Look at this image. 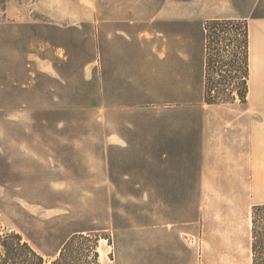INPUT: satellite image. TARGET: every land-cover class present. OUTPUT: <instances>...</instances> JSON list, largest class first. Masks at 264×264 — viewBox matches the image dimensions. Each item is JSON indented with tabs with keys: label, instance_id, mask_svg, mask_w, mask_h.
Returning a JSON list of instances; mask_svg holds the SVG:
<instances>
[{
	"label": "rangeland",
	"instance_id": "obj_1",
	"mask_svg": "<svg viewBox=\"0 0 264 264\" xmlns=\"http://www.w3.org/2000/svg\"><path fill=\"white\" fill-rule=\"evenodd\" d=\"M172 5L0 0V222L42 264H251L264 89L250 72L244 100L234 86L208 104L195 24L173 67L110 23ZM133 52L150 65L133 70ZM225 70H206L212 95Z\"/></svg>",
	"mask_w": 264,
	"mask_h": 264
},
{
	"label": "crops",
	"instance_id": "obj_2",
	"mask_svg": "<svg viewBox=\"0 0 264 264\" xmlns=\"http://www.w3.org/2000/svg\"><path fill=\"white\" fill-rule=\"evenodd\" d=\"M180 1L174 0V5L172 6L159 7L153 13V17L149 15V12L141 10L142 16H144L141 19H122L117 17V19L112 20L110 23H117L119 25L117 29L124 27L126 39L129 42L137 41V43H132L134 46L137 44V47L140 45H154L168 48L166 54L168 58L173 60V63H170V65L174 67L175 60L182 54L181 48L194 46L195 44V38L193 39L192 37L189 23L195 24L198 28L202 48L204 44L202 43L203 34L201 33V28H203V23L206 20L245 19L248 22L249 30L251 77L253 75L256 86L260 85L264 89V0H190L187 6L180 5ZM140 57L134 52L131 55L130 59L133 70L136 67L138 68V63L142 65L148 63L150 65L148 58L144 56ZM258 66L261 68L260 75L257 72ZM171 69L175 70V68ZM129 87L132 88V85L129 84ZM168 93L181 94V91L172 89ZM138 94L144 95L146 92L140 91ZM237 145L232 144L230 146L228 144L229 149L226 147L227 151L233 153L239 152L240 148ZM231 156L234 157V155L228 154V157ZM228 170H246V168H228ZM191 218H193L192 213H190L189 219Z\"/></svg>",
	"mask_w": 264,
	"mask_h": 264
},
{
	"label": "trees",
	"instance_id": "obj_3",
	"mask_svg": "<svg viewBox=\"0 0 264 264\" xmlns=\"http://www.w3.org/2000/svg\"><path fill=\"white\" fill-rule=\"evenodd\" d=\"M204 32V101L208 104L213 101L223 100L232 93L234 86L240 88L241 99L244 100L248 93L250 81V56H249V30L245 19H209L203 23ZM226 34L229 38H221ZM228 41L226 46L230 50L219 48V42ZM224 52V53H223ZM225 56L223 54H227ZM228 57L226 62L222 57ZM225 68L229 74L221 75L214 87L217 89L215 96L207 85L206 70L211 65ZM223 71V72H225ZM231 74V75H230ZM237 84V85H236ZM236 88V89H237ZM213 89V88H212ZM251 252L252 264H264V205L255 206L251 220ZM43 260L34 249L23 240L19 233L4 228L0 222V264H42Z\"/></svg>",
	"mask_w": 264,
	"mask_h": 264
}]
</instances>
